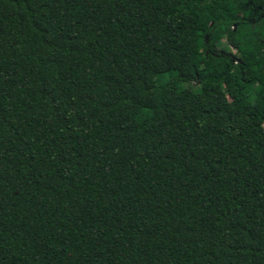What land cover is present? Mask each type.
I'll return each instance as SVG.
<instances>
[{
	"label": "trees",
	"instance_id": "obj_1",
	"mask_svg": "<svg viewBox=\"0 0 264 264\" xmlns=\"http://www.w3.org/2000/svg\"><path fill=\"white\" fill-rule=\"evenodd\" d=\"M248 2L0 0V264H264Z\"/></svg>",
	"mask_w": 264,
	"mask_h": 264
},
{
	"label": "flooded vegetation",
	"instance_id": "obj_2",
	"mask_svg": "<svg viewBox=\"0 0 264 264\" xmlns=\"http://www.w3.org/2000/svg\"><path fill=\"white\" fill-rule=\"evenodd\" d=\"M247 5L251 8V14L246 16L251 29L254 28L256 30V25H263V31H257L254 36H264V0L257 2L254 0H249ZM234 29H237V24L234 25Z\"/></svg>",
	"mask_w": 264,
	"mask_h": 264
},
{
	"label": "rangeland",
	"instance_id": "obj_3",
	"mask_svg": "<svg viewBox=\"0 0 264 264\" xmlns=\"http://www.w3.org/2000/svg\"><path fill=\"white\" fill-rule=\"evenodd\" d=\"M218 45L221 47V48H230L233 52L235 51V49L233 48V46L229 43V42H227V40L226 39H222L219 43H218ZM184 86L185 87H190L191 86V84H187V83H185L184 84ZM193 88H195L194 86H192Z\"/></svg>",
	"mask_w": 264,
	"mask_h": 264
}]
</instances>
